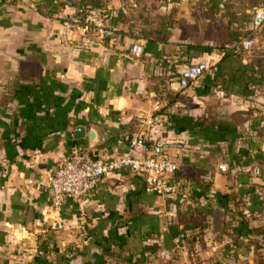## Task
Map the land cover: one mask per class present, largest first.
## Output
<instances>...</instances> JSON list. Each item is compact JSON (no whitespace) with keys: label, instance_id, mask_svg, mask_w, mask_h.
<instances>
[{"label":"crops","instance_id":"crops-1","mask_svg":"<svg viewBox=\"0 0 264 264\" xmlns=\"http://www.w3.org/2000/svg\"><path fill=\"white\" fill-rule=\"evenodd\" d=\"M72 1L0 0V264L44 241L49 264H264V0H102L106 42L66 29ZM188 64L209 69L182 89ZM141 114L163 116L147 144L177 163L174 195L124 170L55 210L63 160L119 158Z\"/></svg>","mask_w":264,"mask_h":264},{"label":"built area","instance_id":"built-area-1","mask_svg":"<svg viewBox=\"0 0 264 264\" xmlns=\"http://www.w3.org/2000/svg\"><path fill=\"white\" fill-rule=\"evenodd\" d=\"M108 20V14L103 8L90 10L80 5L74 12L63 16L66 29L73 34L81 35L83 40L88 42L115 41L118 32L108 25ZM253 24L254 30H260L264 26V13L256 12ZM255 46L256 38L247 37L240 42L237 51H249ZM144 50L142 41L133 40L131 52L134 57H141ZM208 69L206 64L182 66L180 87L187 89L197 85ZM162 118V114L150 116L141 114L137 129L129 136L130 149L119 158L91 159L83 151L74 152L65 158L48 177L46 184L52 194L53 208L59 211L67 202L80 204L94 192L104 178L124 170L144 178L148 186L159 195L173 196L177 187L171 184L170 176L178 170V165L167 154L153 153L147 144V129L160 126ZM254 174L259 176L260 170L255 169Z\"/></svg>","mask_w":264,"mask_h":264},{"label":"trees","instance_id":"trees-1","mask_svg":"<svg viewBox=\"0 0 264 264\" xmlns=\"http://www.w3.org/2000/svg\"><path fill=\"white\" fill-rule=\"evenodd\" d=\"M80 6L86 7L90 10L97 8V7H101L106 11V13L108 14V17L110 16L109 9H108L107 5L105 4V2H103L102 0H82V2L80 3ZM234 33H235V35H237V37L233 40H234V42H236L239 45L240 42L242 41V36L237 32H234ZM138 41H141V40L138 39ZM178 171L179 170H177L174 174H176ZM40 247H41L40 248V255H38L36 257V259L34 260V264H49L48 263L49 259L46 256L48 253L47 241L42 242ZM255 251H256L257 255H259V257H261V258L264 257V255L261 254L260 248L258 246L255 248Z\"/></svg>","mask_w":264,"mask_h":264},{"label":"water","instance_id":"water-1","mask_svg":"<svg viewBox=\"0 0 264 264\" xmlns=\"http://www.w3.org/2000/svg\"><path fill=\"white\" fill-rule=\"evenodd\" d=\"M64 2H68V3H73V1L72 0H63ZM76 133H77V135H81V136H83L84 135V133H85V130H84V128H78L77 130H76Z\"/></svg>","mask_w":264,"mask_h":264}]
</instances>
